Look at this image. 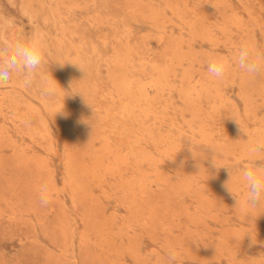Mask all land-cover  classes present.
I'll use <instances>...</instances> for the list:
<instances>
[{"label": "rangeland", "instance_id": "374dc122", "mask_svg": "<svg viewBox=\"0 0 264 264\" xmlns=\"http://www.w3.org/2000/svg\"><path fill=\"white\" fill-rule=\"evenodd\" d=\"M0 14L8 39L48 45L32 87H0V264H264V201L241 178L264 143V71L235 60L264 53V0H0Z\"/></svg>", "mask_w": 264, "mask_h": 264}, {"label": "clouds", "instance_id": "9594fccd", "mask_svg": "<svg viewBox=\"0 0 264 264\" xmlns=\"http://www.w3.org/2000/svg\"><path fill=\"white\" fill-rule=\"evenodd\" d=\"M17 29L15 17L0 14V87L8 85L13 74L23 77V85L30 88L34 85L37 76L45 67L47 55V41L40 33L21 34L8 39L10 33ZM239 68L250 75H258L264 71V53L256 51L253 58V50L250 46H241L235 57ZM226 63L222 56L219 59H211L206 65L207 73L216 79H223L226 74ZM40 94L49 98L54 95V89L42 81ZM25 126L28 121L22 122ZM247 134V133H246ZM246 153L252 166L241 169V178L247 189V203L256 206L264 201V166L256 164L259 155L264 153V143H253L247 146ZM214 166H216L214 159ZM230 193H235L227 186ZM236 196V195H235ZM40 204L47 206L49 203V188L42 184L39 192ZM176 254L170 251L167 256L168 264H176Z\"/></svg>", "mask_w": 264, "mask_h": 264}]
</instances>
